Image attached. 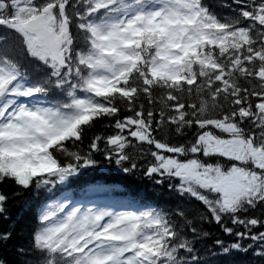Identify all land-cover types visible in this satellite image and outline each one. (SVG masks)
<instances>
[{"label":"snow or ice","instance_id":"1","mask_svg":"<svg viewBox=\"0 0 264 264\" xmlns=\"http://www.w3.org/2000/svg\"><path fill=\"white\" fill-rule=\"evenodd\" d=\"M0 185V264H264V0H0Z\"/></svg>","mask_w":264,"mask_h":264},{"label":"trees","instance_id":"2","mask_svg":"<svg viewBox=\"0 0 264 264\" xmlns=\"http://www.w3.org/2000/svg\"><path fill=\"white\" fill-rule=\"evenodd\" d=\"M89 179H102L106 183L117 185L118 188L124 193L137 195L142 197L144 200L152 201L158 205L167 206L174 203V201L169 197L166 189H155L149 181L135 175L124 176L116 172H107L101 170L96 173H89L87 176L82 178V180ZM79 183L80 182H76L73 187H77ZM0 191L4 192L5 194H10L12 189L8 186L0 185ZM7 207L11 219L9 221L0 220V231L6 230L10 223L15 222L16 228L13 232V241L10 242V244H15L20 242L19 238L16 236V233L20 232L22 229L29 230L34 222L33 216L36 209V201L35 198L29 197L26 194L25 196L18 199H10L8 201ZM0 255L6 257L10 261L14 259V254L4 248H0ZM232 259L236 261V264H239V261L242 258L235 257Z\"/></svg>","mask_w":264,"mask_h":264}]
</instances>
